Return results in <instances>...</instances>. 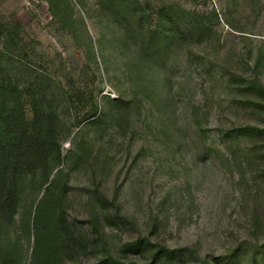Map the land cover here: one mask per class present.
I'll use <instances>...</instances> for the list:
<instances>
[{
    "label": "rangeland",
    "instance_id": "obj_1",
    "mask_svg": "<svg viewBox=\"0 0 264 264\" xmlns=\"http://www.w3.org/2000/svg\"><path fill=\"white\" fill-rule=\"evenodd\" d=\"M9 83L57 151L0 261L264 264V0H0Z\"/></svg>",
    "mask_w": 264,
    "mask_h": 264
},
{
    "label": "trees",
    "instance_id": "obj_2",
    "mask_svg": "<svg viewBox=\"0 0 264 264\" xmlns=\"http://www.w3.org/2000/svg\"><path fill=\"white\" fill-rule=\"evenodd\" d=\"M35 88L32 85L24 88L23 97L25 94L30 97L33 109V116L28 120L18 86L0 84V225L7 223L15 212L21 177L39 166L46 168L57 151L53 118L40 107L43 101ZM144 246L142 240L126 245L134 252ZM13 261L14 258L4 256L0 264H14ZM114 262L120 264L117 260Z\"/></svg>",
    "mask_w": 264,
    "mask_h": 264
}]
</instances>
